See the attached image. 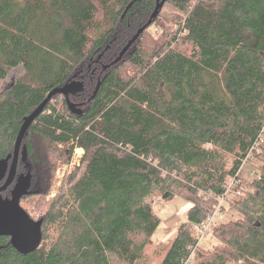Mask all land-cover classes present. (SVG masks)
<instances>
[{"label":"trees","instance_id":"trees-1","mask_svg":"<svg viewBox=\"0 0 264 264\" xmlns=\"http://www.w3.org/2000/svg\"><path fill=\"white\" fill-rule=\"evenodd\" d=\"M156 1L0 0V163L9 165L24 119L47 94L103 53L94 98L88 74L76 93L54 96L23 139L2 195L27 183L20 207L42 239L20 254L0 237V264H264V0H166L103 71L118 36L125 46ZM18 67L22 76L2 87ZM77 148L79 176L48 198L57 163ZM247 162L250 183L240 177ZM165 193L191 207L171 243L148 257L160 223L152 202ZM221 199L239 219L214 227L220 245L204 249L192 226Z\"/></svg>","mask_w":264,"mask_h":264},{"label":"rangeland","instance_id":"rangeland-1","mask_svg":"<svg viewBox=\"0 0 264 264\" xmlns=\"http://www.w3.org/2000/svg\"><path fill=\"white\" fill-rule=\"evenodd\" d=\"M164 24H165V27L166 26L170 27L169 23L165 22ZM134 33H135V31L130 32L129 35L126 36V40L124 42H127ZM148 37L151 39L157 38L158 33L152 32V35L148 33ZM110 45H111V43H110ZM108 46L109 45H107L106 47L104 46L105 48H103V49L106 50ZM116 46H118V49H119L118 53H120L121 50L124 48L123 47L124 44L122 41V35L118 36V41H117ZM117 55H119V54H117ZM101 57H100V59H101ZM100 59L98 56L96 59L92 60L87 65L86 72L84 73L85 75L79 76L77 73L74 75L73 80L66 86L67 94L69 92H75L76 93L79 86L82 85L80 83L81 80L83 78L85 79L86 75H88V74H89V76L87 77V82H88V84H90V89H93V86L91 85V83L93 84L94 82H91V80H93L96 77V74H94L93 66L99 65ZM102 66L103 65H101V68H102ZM22 73H23V70L21 67L14 69L9 74L7 79L2 83V87L3 86L5 88L9 87L11 84H13L16 81V79H18L19 77L22 76ZM88 79H89V81H88ZM98 80L100 81L99 77H97L96 83H94V88L96 87ZM83 152L84 151L82 149L77 150L74 153V155L67 158L64 163H61V162L57 163L53 185H52L51 192H50V195L48 196V198L55 196V194L58 191H60L61 188L67 187L73 179H76L79 176L81 169L83 167V161H82ZM251 166H252L251 163L247 162V163H245L244 167L240 170V177L243 180V182L250 183L255 179L256 174L253 172H250V170L252 168ZM257 166L259 167L258 163H257ZM4 172H6V167L4 169ZM21 180L23 181V179L19 178L18 184L20 182L22 183ZM2 201L3 202L4 201L10 202V200H2ZM189 205L191 207V204L187 203L185 200L178 198V197L172 196L166 200H162V197L161 198H155L152 202V207H153L154 212L160 217L161 221H160L159 225L157 226L156 230L154 231L153 235L151 236L149 243H151L154 246L162 243L163 241H165L167 244H170V242L174 238L176 229L178 228L177 224L180 221L181 222L186 221L187 209L189 208ZM170 216H172V217H170ZM167 218H169V219L166 220ZM238 219H239V214L235 210V208L233 206H230L226 201H224L221 204L219 211L214 216L213 223L210 227V233L206 234L205 237L200 240L199 245L202 248L208 249V250H212L214 248H217L220 245V242L217 240L216 237H214L211 234L213 228L218 226L221 223L234 222ZM228 264H236V263L230 262Z\"/></svg>","mask_w":264,"mask_h":264},{"label":"water","instance_id":"water-1","mask_svg":"<svg viewBox=\"0 0 264 264\" xmlns=\"http://www.w3.org/2000/svg\"><path fill=\"white\" fill-rule=\"evenodd\" d=\"M165 1L166 0L156 1L155 8L149 20L146 22V24H144L141 28L137 30V32L134 34L131 40H129V42L124 46V48L121 50L119 55L112 63L103 66L102 68L103 71L117 64L122 59V57L129 50V48L136 42L139 36L143 33V31L149 27L152 20L157 17ZM102 55L103 54L99 56V59ZM66 86L67 85H64L63 87L60 88H55L51 92H49L45 100L30 115H28L24 119L15 140L11 161L8 167V173L3 185L0 187V193L8 189L15 180L17 174L19 156H20V149L27 131L34 123L36 118L43 112L47 103L54 96L58 94H62L65 96V98H67ZM99 86H100V81L98 80V83L90 99L94 98ZM4 165L5 164L3 162L0 163V174H1V170H3ZM28 194L29 192L27 190V183L23 182L19 186V188L13 193L12 202L7 203L6 205L0 204V237H10L11 238L10 245L20 254H27L34 251L40 245L42 239V232L40 225L37 224L20 207L21 198L27 196ZM172 196H173L172 193H165L162 196V200H166Z\"/></svg>","mask_w":264,"mask_h":264},{"label":"built area","instance_id":"built-area-1","mask_svg":"<svg viewBox=\"0 0 264 264\" xmlns=\"http://www.w3.org/2000/svg\"><path fill=\"white\" fill-rule=\"evenodd\" d=\"M77 150H81V148H77L75 150V152ZM74 152V153H75ZM74 155V154H73ZM242 195V189H234L233 190V194L232 196L234 197H239ZM225 200L221 199L218 201V204L214 207V211L211 215H209L206 220L201 223L200 225H193L192 226V236L194 239H196L198 242H200L201 239H203L205 237L206 234L210 233V227L213 223L214 220V216L215 214L219 211L221 204L224 202Z\"/></svg>","mask_w":264,"mask_h":264},{"label":"flooded vegetation","instance_id":"flooded-vegetation-1","mask_svg":"<svg viewBox=\"0 0 264 264\" xmlns=\"http://www.w3.org/2000/svg\"><path fill=\"white\" fill-rule=\"evenodd\" d=\"M5 167H6V172H4V169H5ZM8 167H9V165L8 166H6V165H4L3 166V170H1V174H0V181L2 180V182H1V184H0V187L3 185V183H4V181H5V178H6V176H7V173H8ZM16 178V177H15ZM19 182V181H18ZM18 182L16 183V188L13 190V193L19 188V186L23 183H19L18 184ZM7 190L8 189H6L4 192H1L0 193V204L1 205H6L7 203H9V201H2V200H11L10 202H12V200H13V198H12V195H13V193H12V195H11V198H9L8 196H4V195H2L3 193H5V192H7ZM9 238V241L11 240V238L10 237H8Z\"/></svg>","mask_w":264,"mask_h":264},{"label":"crops","instance_id":"crops-1","mask_svg":"<svg viewBox=\"0 0 264 264\" xmlns=\"http://www.w3.org/2000/svg\"><path fill=\"white\" fill-rule=\"evenodd\" d=\"M189 208H190V205H189ZM188 208V209H189ZM187 209V210H188ZM159 217V216H158ZM170 217H172V216H170ZM159 219H160V217H159ZM169 218H167L166 220H168ZM160 221H161V219H160ZM180 223H181V221L177 224V227L180 225ZM176 231H177V229H176ZM175 234H176V232H175ZM174 237H175V235H174ZM171 243V242H170ZM162 246H165V245H169V244H167L165 241H163L162 243H160ZM160 244H158V245H156V246H154V245H152L151 243H149L148 242V244L144 247V249H143V254L145 255V256H148V257H151V256H153V254H154V252H155V250H156V248L160 245ZM160 263V259H156V260H154L153 262H152V264H159Z\"/></svg>","mask_w":264,"mask_h":264}]
</instances>
